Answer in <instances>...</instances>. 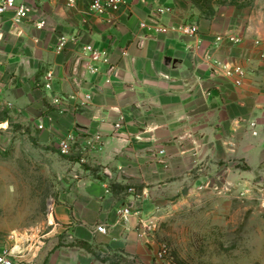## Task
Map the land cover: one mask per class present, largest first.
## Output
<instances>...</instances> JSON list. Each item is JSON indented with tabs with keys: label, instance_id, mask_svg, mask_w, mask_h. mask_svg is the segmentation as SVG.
<instances>
[{
	"label": "crops",
	"instance_id": "0c3cea01",
	"mask_svg": "<svg viewBox=\"0 0 264 264\" xmlns=\"http://www.w3.org/2000/svg\"><path fill=\"white\" fill-rule=\"evenodd\" d=\"M36 5L22 22L11 12L0 15V87L11 103L1 111L37 127L47 141L59 144L73 133V154L84 163L73 166L74 178L53 200L46 230L3 246L16 245L14 264H151L139 217L185 197V187L189 194L217 175L241 187L257 183L264 196V60L257 40L252 49L247 39L218 44L220 20L200 16L187 0H129L103 17L65 0ZM163 6L171 11L159 15ZM155 21H196L200 32L141 26ZM62 35L67 43L58 51ZM88 44L108 52L99 72L90 68ZM225 63L244 67L242 85L225 75ZM48 71L52 89L44 87ZM125 205L133 211L128 221L119 213ZM99 224L108 233L97 231Z\"/></svg>",
	"mask_w": 264,
	"mask_h": 264
},
{
	"label": "rangeland",
	"instance_id": "374dc122",
	"mask_svg": "<svg viewBox=\"0 0 264 264\" xmlns=\"http://www.w3.org/2000/svg\"><path fill=\"white\" fill-rule=\"evenodd\" d=\"M187 1L202 14L196 0ZM204 6L210 15L203 17L220 20V34L235 29L230 34L247 39L250 49L260 41L257 51L264 54V0H206ZM81 156L63 154L57 140L0 111V249L14 236L46 230L50 206L74 178L73 166L84 163ZM213 177L209 186L148 212L151 264H264L259 185Z\"/></svg>",
	"mask_w": 264,
	"mask_h": 264
},
{
	"label": "built area",
	"instance_id": "2783aa9c",
	"mask_svg": "<svg viewBox=\"0 0 264 264\" xmlns=\"http://www.w3.org/2000/svg\"><path fill=\"white\" fill-rule=\"evenodd\" d=\"M38 1L41 0H0V15L7 14L9 12L12 13L13 19L17 22H22L27 19H30L35 11L37 10ZM66 5L69 8L72 9H81V7L85 8L86 12L91 15L96 16H105L106 14H110L111 10H114L115 8L123 5H128L129 0H65ZM171 11L170 7H160L158 9V14L162 15L165 12ZM38 27H44L45 21L40 20L39 22H36ZM142 27H148L149 30L155 32V33H165L172 30H175L176 32L182 34V35H188L191 37H196L199 32L200 28L196 21H191L187 23H182L177 26H166L158 21H155L154 23L149 22H143L141 24ZM216 42L218 44L221 43H232V44H240L242 42V39L238 37L235 34H219L216 37ZM67 43V37L62 35L60 39L58 40V44L56 48L58 51L63 50V48L66 46ZM260 42L257 41V44ZM84 50L89 54V57L91 61H93V64H91L90 68L91 70L95 72H99L100 67L99 63L103 62H109L110 58L108 55V52L106 51H100L99 49L95 48L93 44H88L84 46ZM261 57H264V54H262ZM223 71L225 75L232 79L237 85H242L244 83V79L246 77V70L243 66L239 64H230L225 63L222 65ZM46 79L44 82V87L46 89H52V80L54 79V72L48 71L46 73ZM91 99V95L86 96V101L83 102V104H86ZM61 102V99L59 96L54 97V103L58 104ZM11 103L7 102V100L4 99V91L2 87H0V111L3 108H10ZM117 127H120L121 124L118 123L116 125ZM42 127V126H40ZM99 139L100 136H97ZM76 143V136L73 133H68L59 143L60 150L63 154H70L73 151V145ZM93 140L90 141V145H93ZM130 191H134V189H130ZM119 213L121 215V219L124 221H128L129 218L133 215L132 208L128 205H125L124 208L119 210ZM139 215L140 212H137ZM138 226L143 229L141 232L142 234L147 235L148 230L151 229V226L148 224L147 219L145 217H142L140 215L139 217V223ZM97 231L101 233H108V228L104 224H99L96 228ZM16 254V245L13 246L10 249H4L0 252V264H14L13 258Z\"/></svg>",
	"mask_w": 264,
	"mask_h": 264
},
{
	"label": "trees",
	"instance_id": "16d2710c",
	"mask_svg": "<svg viewBox=\"0 0 264 264\" xmlns=\"http://www.w3.org/2000/svg\"><path fill=\"white\" fill-rule=\"evenodd\" d=\"M204 2V3H203ZM196 3L198 4V8L201 10V15L200 16H207V17H209V15H210V13L209 12H207L206 10H207V8H205V3H206V0H196Z\"/></svg>",
	"mask_w": 264,
	"mask_h": 264
},
{
	"label": "water",
	"instance_id": "95a60500",
	"mask_svg": "<svg viewBox=\"0 0 264 264\" xmlns=\"http://www.w3.org/2000/svg\"><path fill=\"white\" fill-rule=\"evenodd\" d=\"M183 195H187L188 194V187H185V189L182 191Z\"/></svg>",
	"mask_w": 264,
	"mask_h": 264
}]
</instances>
